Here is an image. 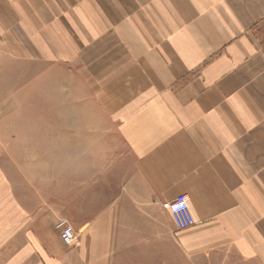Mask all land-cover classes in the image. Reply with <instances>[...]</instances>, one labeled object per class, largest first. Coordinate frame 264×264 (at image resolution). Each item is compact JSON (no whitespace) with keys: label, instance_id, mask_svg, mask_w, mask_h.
I'll use <instances>...</instances> for the list:
<instances>
[{"label":"crops","instance_id":"crops-1","mask_svg":"<svg viewBox=\"0 0 264 264\" xmlns=\"http://www.w3.org/2000/svg\"><path fill=\"white\" fill-rule=\"evenodd\" d=\"M36 81L106 86L133 158L108 202L85 174H50L51 156L7 151L29 150L14 122L13 143L0 137V264H101L107 230L175 227L162 204L182 195L197 221L183 245L264 264V0H0V132Z\"/></svg>","mask_w":264,"mask_h":264},{"label":"rangeland","instance_id":"rangeland-1","mask_svg":"<svg viewBox=\"0 0 264 264\" xmlns=\"http://www.w3.org/2000/svg\"><path fill=\"white\" fill-rule=\"evenodd\" d=\"M70 73L72 78L76 77V73ZM78 83L36 81L31 90L23 93L21 102H16L20 110L22 108L21 115L19 119L9 121L5 131L0 132L1 141L11 145L19 136L14 132V122L26 130L29 128L32 134L20 143L21 148L29 150H6L14 152L23 163L35 162L36 158L47 162L52 157L50 174L56 177L60 173H69L75 179L78 174H85L87 180H91V186L95 181L100 185L102 199L110 202V198L120 193L119 189L116 192L114 185L117 181L120 183V179L124 183L127 164L132 163L133 157L117 123L105 108L107 103L99 97L106 93V86H95L88 81ZM124 90L125 85H122L118 93H124ZM36 140L38 148H33ZM63 157L64 161L60 162ZM37 169L43 173L40 164ZM71 225L76 230L77 225L72 221ZM123 226L120 229L115 226L105 232L103 241L110 244L100 248L101 264H255L240 260L226 244L203 246L191 251L182 244L179 233L170 225L168 215L152 218L150 223H143L141 219L133 230L127 229L124 223ZM78 241L79 236L73 245Z\"/></svg>","mask_w":264,"mask_h":264},{"label":"built area","instance_id":"built-area-1","mask_svg":"<svg viewBox=\"0 0 264 264\" xmlns=\"http://www.w3.org/2000/svg\"><path fill=\"white\" fill-rule=\"evenodd\" d=\"M190 199L187 195L177 197L175 200L167 201L162 204V208L173 218L177 231H185L194 227L197 221L191 211ZM57 229L60 231L62 242L67 246H72L77 235L75 229L67 220H61Z\"/></svg>","mask_w":264,"mask_h":264}]
</instances>
